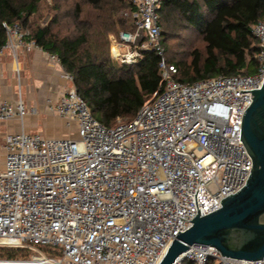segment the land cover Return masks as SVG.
<instances>
[{
	"label": "built area",
	"instance_id": "2783aa9c",
	"mask_svg": "<svg viewBox=\"0 0 264 264\" xmlns=\"http://www.w3.org/2000/svg\"><path fill=\"white\" fill-rule=\"evenodd\" d=\"M166 0H133L136 31L111 37L113 60L134 66L144 52L161 58L163 89L130 122L96 121L71 86L46 109L76 127L75 137L22 130L4 137L0 167V247L24 248L46 264H160L196 216L219 210L242 190L253 161L242 121L264 83V21L253 27L260 67L253 75L216 76L185 84L165 58L159 10ZM0 50L38 47L8 28ZM19 36L17 44L12 36ZM59 65L57 56L48 54ZM63 68V67H62ZM1 72V63H0ZM36 108L0 99V124L23 123ZM175 264H264L193 245Z\"/></svg>",
	"mask_w": 264,
	"mask_h": 264
},
{
	"label": "trees",
	"instance_id": "16d2710c",
	"mask_svg": "<svg viewBox=\"0 0 264 264\" xmlns=\"http://www.w3.org/2000/svg\"><path fill=\"white\" fill-rule=\"evenodd\" d=\"M82 1L0 0V50L9 41L8 28L28 31L27 41L58 57L94 119L112 128L119 121H132L163 89L161 58L148 51L136 65L123 66L111 57L109 35L136 31L133 0ZM159 15L165 58L177 69L176 81L191 84L258 71L260 48L253 27L264 21V0H166ZM46 16L50 20L44 24ZM175 28L199 35L206 45L205 56L195 49L191 62L169 58L168 34ZM31 253L0 247V261L29 260Z\"/></svg>",
	"mask_w": 264,
	"mask_h": 264
},
{
	"label": "water",
	"instance_id": "95a60500",
	"mask_svg": "<svg viewBox=\"0 0 264 264\" xmlns=\"http://www.w3.org/2000/svg\"><path fill=\"white\" fill-rule=\"evenodd\" d=\"M242 140L253 161L246 186L225 198L219 210L196 216L173 241L160 264H175L193 245L212 246L222 256L236 260L264 259V83L253 92V102L244 114Z\"/></svg>",
	"mask_w": 264,
	"mask_h": 264
},
{
	"label": "crops",
	"instance_id": "0c3cea01",
	"mask_svg": "<svg viewBox=\"0 0 264 264\" xmlns=\"http://www.w3.org/2000/svg\"><path fill=\"white\" fill-rule=\"evenodd\" d=\"M110 36L111 46L113 35ZM13 53L5 50L0 56V99L14 102L21 97L26 107L36 108L37 113L26 116L23 123L12 120L0 124V163L5 158L2 146L7 134L24 130L48 137L70 138L77 133L74 124L68 127L65 119L48 113L46 109L48 100L57 102L59 91L71 86L62 77V66L52 62L49 53L39 47L22 45Z\"/></svg>",
	"mask_w": 264,
	"mask_h": 264
},
{
	"label": "rangeland",
	"instance_id": "374dc122",
	"mask_svg": "<svg viewBox=\"0 0 264 264\" xmlns=\"http://www.w3.org/2000/svg\"><path fill=\"white\" fill-rule=\"evenodd\" d=\"M82 1V0H81ZM83 3V1H82ZM64 5V4H63ZM65 6V5H64ZM71 4L70 2L63 8V11H66L67 7H70ZM85 7V10L87 9H90L88 7V5H83ZM90 10H88V13H89ZM47 11H45L46 13ZM44 13V16L46 15ZM50 20V17L49 16H46L44 18L43 23H47L48 21ZM28 31L26 30H22L20 29V33L19 35H25L27 36L28 35ZM112 37H117L118 34H110ZM109 35V36H110ZM110 36V37H111ZM169 36V40H168V56L169 58H172L173 59H178V60H185L187 62H191L192 59H193V56H192V52L197 49L199 51V53H201L202 56H205V48H206V45L203 41V39L195 34L194 32L192 31H186L185 32V29H179V28H175L173 29L172 32H170L168 34ZM19 39V36L17 37L16 35L13 34L12 36V41L14 42V44H17V40ZM6 50H9L11 55H14V48H8ZM52 119V118H51ZM3 165V162L0 163V167ZM34 256V253L32 252L31 254H29L28 256V259H32V257ZM2 261H7V260H2ZM16 261H27V260H16Z\"/></svg>",
	"mask_w": 264,
	"mask_h": 264
},
{
	"label": "bare ground",
	"instance_id": "6f19581e",
	"mask_svg": "<svg viewBox=\"0 0 264 264\" xmlns=\"http://www.w3.org/2000/svg\"><path fill=\"white\" fill-rule=\"evenodd\" d=\"M24 262H28L31 264H46L47 263L46 261H43L42 259H39V258H36L34 260H31V261H24Z\"/></svg>",
	"mask_w": 264,
	"mask_h": 264
}]
</instances>
